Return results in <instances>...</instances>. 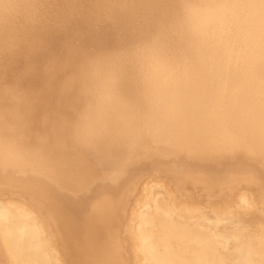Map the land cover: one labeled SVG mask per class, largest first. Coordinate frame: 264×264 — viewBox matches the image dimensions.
<instances>
[{
    "label": "bare ground",
    "instance_id": "1",
    "mask_svg": "<svg viewBox=\"0 0 264 264\" xmlns=\"http://www.w3.org/2000/svg\"><path fill=\"white\" fill-rule=\"evenodd\" d=\"M48 2L33 0L34 23L21 30L26 43L15 55L6 58L4 71L0 73L6 86L18 88L0 90V163L4 166H0V171L3 169L0 179L6 180L4 182L10 189H17L29 200L6 201L4 198L5 201L0 202V264H62L64 256L67 264H122L128 252L131 256L129 264H264V224H261V233L241 224L236 218L238 214L233 216L235 209L232 214L226 202V206H209L212 214L196 209L195 205L193 208L181 207L170 193L171 197H168L167 187H161L165 194L157 192L158 195L148 189L150 194L147 190V194L139 193L144 191L139 190L137 196L144 195L143 201L136 196L140 201L133 198L136 204L139 203L134 207L135 201L131 206L125 202L126 197L124 200L120 196L132 208L127 209V218L121 214L128 220L125 225L128 236L124 237L128 241L126 245L117 242L121 235L118 236L115 230L119 227L117 221L122 223L125 220L116 221L115 213L123 204L117 196L120 192L125 196L122 189L136 183V178L141 171L144 173L151 159L156 165L163 163V175H169L179 185L185 181L199 184L207 196L215 193V197L220 198L216 194L217 188L231 185L239 178L247 179L251 186L260 183L261 186H257L264 190V128L260 120L261 108L257 113L255 110L256 100L260 98L256 97L259 95L258 73L246 58L238 54L235 45L229 44L235 41L234 27L227 33L222 28L224 24L225 29L229 28L226 22L233 26L234 14L214 7L235 0ZM243 2L255 3L256 0ZM184 18L199 32L200 39L197 46H190L186 39L166 35L163 47L168 58L166 92L169 95L173 94L172 88L179 92L188 87L187 93L197 100L191 103L190 111L197 108L198 114L205 108V103L209 104L201 113V124L197 120L200 127L194 126L193 121L189 123L183 142L167 135L145 144L126 133L130 120L127 106L137 101L143 76L149 68L158 67L155 65L161 50L144 48L136 61L125 58L124 51L130 50L142 37L149 39L163 29L171 31L175 22ZM222 35L230 41L224 43ZM76 38L81 41L78 47L72 45ZM217 39H223V44H214ZM93 46L98 52L93 53L96 50ZM243 53L247 54L246 48ZM219 57L221 61L217 60ZM233 83L240 88H236V93L231 91L236 87ZM82 88L87 90L81 93ZM78 90L79 98L75 103V96H72ZM243 91L245 95L249 92L248 96ZM178 95L173 99H178ZM183 95L177 102L183 103ZM70 97L76 107L67 104ZM110 97H116V102ZM54 99L63 101L56 100L62 101L59 105ZM254 100L255 112L249 111L247 106H251ZM180 102L179 105L184 107ZM47 115L52 117L44 124L39 121L41 126L26 122L36 119V123L41 116ZM67 125L76 130L71 141L65 135ZM19 129L28 136L37 129L46 131L43 132L45 135L36 132L39 137L34 133L36 138L27 135L20 138L18 133L17 138L15 133ZM29 131L32 132L28 134ZM137 144L140 149H135ZM124 152L127 155L119 157ZM147 156L152 158L149 160ZM31 160L37 169L40 167L34 163L41 161L59 182L45 181L43 176H36L37 170L35 173L31 171L35 175L20 172L19 166L23 169ZM11 165L19 173L13 172ZM77 169L79 172L86 170L87 173H82L89 177L87 187L93 189L79 196L60 192L59 184L75 188L84 183L80 181L82 177L74 178L82 175L73 176ZM92 178L97 179L96 183ZM69 192L68 189L66 193ZM71 193L75 194L74 191ZM227 195L221 194V198ZM262 199L260 201L264 203ZM242 200L237 204L239 208ZM248 200H243L244 208L250 205ZM46 217L55 219L52 220L55 222L53 227L47 223L51 218ZM247 218L250 220V215ZM51 233H56L60 239L59 243L56 240L57 247L61 246L64 256H59V248L52 240L55 234Z\"/></svg>",
    "mask_w": 264,
    "mask_h": 264
},
{
    "label": "clouds",
    "instance_id": "2",
    "mask_svg": "<svg viewBox=\"0 0 264 264\" xmlns=\"http://www.w3.org/2000/svg\"><path fill=\"white\" fill-rule=\"evenodd\" d=\"M230 10L233 15V27L236 51L246 58L258 73L257 84L261 98V126L264 128V0L246 3L235 0L233 3L215 5ZM35 8L33 0H0V73H3L5 60L15 55L20 46L26 43L21 30L34 23ZM166 35L186 39L190 46L199 43V32L193 29L187 18L178 19L171 31L161 30L149 39L137 42L130 50L124 51L125 58L136 61L144 48L161 50L159 61L151 66L142 79V89L137 101L129 104L130 120L126 127L127 135L135 137L145 144L152 143L158 136L171 135L179 142L186 138L188 125L198 119L197 115L186 107L174 103L166 92L168 58L163 52ZM247 49V54L243 49ZM15 90L6 86L0 76V90ZM116 102V97H110ZM73 126L65 127L66 138L74 139ZM264 147V145H262Z\"/></svg>",
    "mask_w": 264,
    "mask_h": 264
},
{
    "label": "rangeland",
    "instance_id": "3",
    "mask_svg": "<svg viewBox=\"0 0 264 264\" xmlns=\"http://www.w3.org/2000/svg\"><path fill=\"white\" fill-rule=\"evenodd\" d=\"M48 1H49V0H47V1H46V0H42V2H45V3L48 2ZM38 2H39V0H38ZM48 3H49V2H48ZM226 23L229 24V28H227L228 26L226 27V29H228V30L225 29V24H224V23H222V24H224V26L222 25V28L224 27L223 30H224V32L227 33V32H230V31L233 29V26H232L229 22H226ZM228 24H226V25H228ZM230 25H231L232 27H230ZM230 28H231V29H230ZM229 30H230V31H229ZM232 31H233V30H232ZM222 36H223V38H224L225 41H224L223 39H221V40L217 39V40H216L217 42H215L214 44L219 45V44H221V43L223 44V42L225 43V42H229V41H230V40L227 41V38H226L224 35H222ZM142 38H143L142 40H146L144 37H142ZM221 38H222V37H221ZM76 39H77V38H76ZM76 39L73 40L74 42L72 41V42H73L72 45L78 47L79 45H81V44H80L81 41H80V39H77V41H75ZM142 40H140V41H142ZM218 40H219L220 42H219ZM222 40H223V42H221ZM137 42H138V41H137ZM218 42H219V43H218ZM231 43L234 44L233 42H229L230 45H232ZM232 46H233V45H232ZM232 46H230V47H232ZM233 47H234V46H233ZM233 47H232V48H233ZM92 48H93V50L96 49V47H94V46H93ZM92 48H90V49H92ZM97 50H98V48H97L95 51H93V53L98 52ZM90 51H91V50H90ZM217 60H220V61H221L222 59H220V57H219V59H217ZM230 85H231V84H230ZM233 85L236 86L237 84L235 85V84L233 83ZM215 86H216V85H215ZM231 86H232V85H231ZM231 86L229 87V89L231 88ZM234 86H232V87H234ZM186 87H187V86H185V88H186ZM183 88H184V87H183ZM183 88L180 89L179 92L177 91L178 93L176 92V90H178V89L175 90V88H172L173 91L170 89V91H172L173 94L176 93L175 95L181 94V92H183V93L181 94V96H182L183 94L186 93V94L189 96L188 98H190V99H188L187 97H184V96L186 95V94H185V95H183L184 98L182 97L181 101L183 100V103H184V100L187 98V99H186L187 101L184 103V107H185V105H186V107L188 106L189 110H191L190 108H192V106H193V104H192V106H191V103H194V101H197V100H195V99L193 100V98L188 94V93H189V92L187 91V88H188V87L186 88V90L184 89L186 92H185V91H181V90H183ZM236 88H239V87L236 86V87H234V88H231V89H232L231 91H233V92L237 91ZM243 89H245V88H243ZM80 90H81V89H80ZM80 90H78V92L73 91V92H75L76 94L73 93L74 95H73V96L71 95L72 98H73L74 96L76 97V98H75V97L73 98V99H76V100H77V101L75 100V103L78 102V98H79V97H78V96H79L78 93H80ZM82 90H83V91H82ZM82 90H81V91H82L81 93H83V92L86 91L87 89L85 90V88H82ZM239 90H240V88H239ZM239 90H238V91H239ZM241 90H242V88H241ZM174 91H175V93H174ZM244 91H245V90H244ZM244 91H243V94L245 95V92H244ZM187 92H188V93H187ZM239 92H242V91H239ZM170 93H171V92H170ZM235 93H236V92H235ZM173 94H169V96H171V95H173ZM237 94H238V92H237ZM239 94H240V93H239ZM243 94H242V95H243ZM248 94H249V92H248L246 95L248 96ZM76 95H77V96H76ZM175 95H173V97L171 98V100L174 98ZM246 95H245V96H246ZM259 95H260V93H259ZM259 95H256V97H257V96L260 97ZM178 96H180V95H178ZM178 96H176V97H178ZM181 96H180V97H181ZM180 97H178V99L175 98V99H173L172 101L175 102L174 100H176V102H177V101L180 99ZM70 98H71V97H70ZM70 98H69V99H70ZM72 98L70 99L71 104H70V101H69V103H67V104L70 105V106H72V107H74V106L76 107L75 103H73V99H72ZM191 99H192V101H190ZM54 100H55V99H54ZM56 100H57V99H56ZM56 100H55V102H57L59 99H58L57 101H56ZM60 100H62V99H60ZM60 100H59V101H60ZM257 100H258V101H261V98H257ZM257 100H256V102L258 103V104L256 103L257 107L255 106V103H254L255 100L253 101L254 106H253V103L251 104V106H249L250 104L247 106V108H248L249 111L251 110V111H254V112H255V110H256V113H257V110H258V112H259V109L261 108V105L259 106V104H261V102H258ZM62 101H63V100H62ZM62 101H61V102H62ZM188 101L190 102V105L188 104ZM55 102H53V103H55ZM61 102H60V103H61ZM179 102H180V101H179ZM179 102H177V103L179 104ZM57 103H59V102H57ZM60 103H59V105H60ZM72 103H73V104H72ZM180 103H182V102H180ZM183 103H182V104H183ZM186 103H187L188 105H187ZM55 104H56V103H55ZM55 104H52V106H53V107H56L57 104H56V105H55ZM195 104H196V103H195ZM197 104H198V102H197ZM201 104H202V106H204V105L208 106L209 103H208V104L205 103V104L203 105V102H202ZM180 105H181V104H180ZM181 106H182V105H181ZM189 106H191V107H189ZM198 106H201L200 103H199ZM202 106H201V108H202ZM206 106H205V108H206ZM72 107H71V108H72ZM194 107L196 108L195 105H194ZM255 107H256L257 109H255ZM201 108H200V109H201ZM205 108H202V111H201V110L199 109V107H198V109L201 111V112H199L200 116H199V114L196 112L197 108H196L195 111L193 110L194 108L192 109V110L194 111L193 113L196 112L197 116L200 117V118L198 117V119H196V121L194 120V121H193L194 123L191 121V122L194 124V126H198V127H200L198 124H199V123L201 124L202 117H203V116H202V114H203L202 112H203V109H205ZM74 109H75V108H74ZM254 109H255V110H254ZM201 113H202V114H201ZM259 113L261 114V109H260V112H259ZM201 116H202V117H201ZM42 117H43V118H42ZM49 117H52V115L41 116L40 119L37 118V120L39 119L38 122H39V121H41V122L43 121V124H44V123H47V122L50 120ZM250 117H251V116H250ZM41 118H42V119H41ZM43 119H44V120H43ZM34 120H36V119H33V120H31V121H26V122H30V123L32 122L33 124H36V125H38V126L41 124V122H39V123L36 122V123H35ZM197 120H198V122H199V121H200V122L198 123ZM45 121H47V122H45ZM23 122H25V120H24ZM26 122H25V123H26ZM197 123H198V124H197ZM195 124H196V125H195ZM191 125H192V124H191ZM40 126H41V125H40ZM192 126H193V125H192ZM19 130H20V129H19ZM19 130H18V131H19ZM20 131H21L22 133H24L22 129H21ZM20 131L15 133V135H16L17 138H19L21 135H22L23 137L27 135V133L22 134ZM40 131H42V129H41ZM45 131H46V130L44 129L43 132H45ZM25 132H27V131H25ZM31 132H32V131H29L28 134L31 133ZM36 132L38 133V132H39V129H37ZM36 132H33V133H32L33 135L30 134L29 136H28V135H27V136H28V137H31V138H32V137H33V138H36V136L38 135V137H39L40 135L37 134ZM43 132H39V133L45 135ZM18 133H20L19 137H18V135H17ZM34 133H36L37 135H35ZM31 135H32V136H31ZM41 136H42V135H41ZM23 137H20V138H23ZM246 137H248V139H250V138H249L250 135H247ZM41 138H42V137H41ZM12 139H13V138H12ZM43 139H44V138H43ZM13 140H14V139H13ZM116 141H117L118 143H121V141H119L118 139H116ZM134 147H135V149H136V147H138V149H140V145H138V144L135 145ZM122 154H123V155H122ZM143 154H144V152H143ZM145 154L150 155L149 151H148V152L145 151ZM145 154H144V156H146ZM126 155H127V153L124 152V153L119 154V157H120V156L124 157V156H126ZM147 157H148L149 160L152 158V157H150V156H147ZM149 157H150V158H149ZM149 160H148V161H149ZM151 160H152V159H151ZM151 160H150V163L148 162V164H147L148 167L146 166L147 168L144 169V173H143V171H141V173L139 174V177L136 178V180L138 179L137 181L135 180L136 183H134L133 185H132V183H131V185L128 184L130 188H128V186L126 185V186L122 189V191L124 190L123 193L125 194V196H124L123 194H121L122 192H120V194L117 196L119 199H120V196H121V199H122V198L124 199V198L126 197V198H127V201H125V202H129V203H127V204H130V205L132 206V203L135 201V200H132L133 198L136 199L137 202H139V201L141 200V198H142V200H141L140 202L143 201V197H144V195L141 196V197L137 196V194H139L140 192H143V193L145 194V193L149 190L150 193H151V191H152L153 194H156L157 192H158V193H159V192H162V193L165 194L164 191L166 190V191H167L166 193H167L168 195H169V193H170V195H172V197H171L170 195H169L168 197H171V198H173L174 200H176L177 203H178L181 207H185V208H186V205H187L188 208H193V206L195 205V206L197 207L196 209H199V208H200V210H204L203 212L206 213V214H208V213H211V214H212V213H213V212L210 211V208H211V207H209V206H211V205H212V206H213V205H217L216 207H221V206H223V205L226 206V203H227V206H226V207H229L228 209H231L232 214H233V212L235 211L234 214H233V216L236 217L237 214H238V216H237L236 218L241 222V224H243V225H245V226H248V228H250V229L253 228L252 230L255 229L254 231H256V232H257V231L260 232V230H261V232H262V229H260V228H263L262 226H264V225L261 226V224H264V203H263L262 201H260V200L262 199L261 197H264V190H263L262 187H261V189L259 188V187L261 186L260 183H259V184H258V183H254V184H256V186H253V185L251 186V184H249V182H248L247 179L239 178L238 180H235V182H233V184H231V185H227V186H223V187H225V188H223V187L221 188V186H219V188H217V186H216V188H217V190H216V194L218 193V195H219L220 198L222 197L221 194H222V195L224 194L225 196L228 194L227 197L224 196V197L221 198V200H220V198H218V197L216 198V197H215V196H217V195H214L215 193H214V194H210L211 196H210V195L207 196L206 192H204V191H205L204 188H203L201 185L199 186V184H192L191 182H189V184H188V182H186V181L184 182V184H181V185L177 184L176 181L173 180V178L171 179V177H170L169 175H167V176H166V175H163V174L165 173L163 163H160V165H158V164L156 165V164L152 163ZM38 161H39V160H38ZM38 161H37V163H34V165H35V164H36V165H39V167H40L42 170H43V169H47L46 167H44V165L42 164L41 161H40L39 163H38ZM33 162H34V161H33ZM33 162H32V160H31V163L29 162L30 164H25V165H24L25 168H23V169H20V166H19V170H20V172H21V171H27V172H29V174H32L33 172H31V171H34V173H35L36 170H37V171H40L41 169H40L38 166H37V167H38L39 169H37L36 166H33ZM40 164H42L43 166L40 165ZM15 165H16V164H15ZM162 165H163V166H162ZM0 166L2 167L3 164L0 163ZM11 166H12V165H11ZM13 166H14V165H13ZM13 166H12V168H13ZM28 166H29V168H26V167H28ZM3 167H4V166H3ZM3 167H2V168H3ZM9 167H10V165H9ZM14 167H15V166H14ZM17 167H18V166H17ZM32 167H34V168H36V169H32ZM15 169H17V168H15ZM15 169L13 168V170H14L13 172H15V173H19L18 170H15ZM27 169H29V170H27ZM2 170H3V169H1V171H2ZM9 170H10V169H9ZM81 170H82V169H81ZM1 171H0V172H1ZM37 171H36V173H35L36 176H40V177L43 176L42 178H44V180H45V178H46L45 181H48V180H49V182H52L53 184H54V183L56 184V183L59 182V180H57V178L54 176V174L48 172V169H47V171H46V172L49 173L48 175H45V174H46L45 170H44V172L42 171L44 174H43L42 172H40L41 174H40V173H37ZM75 171H77V172H76V173L73 172V176L76 175L77 173H82L83 171H84V173L86 172L85 169L82 170V171H80V172H79V169H77V170H75ZM145 171H146V172H145ZM160 172H161V173H160ZM34 173H33V175H35ZM86 173H87V172H86ZM50 175H51V177H49ZM79 175H80V176H79ZM79 175L74 176V178L77 179V178H79V177H82L83 179L80 178V181H81V183L84 182L85 185H84V183H82V184H79V185H78L80 188H79V187H75V188H74V187H70V186H66V185L59 184V186H58V190H59L60 192L65 191V192H63V193H65L66 195H69V196H72V195H73V196H79V194L84 195V194L87 193V191H91V190L93 189L92 186L87 187V186L90 185V184H89V183H90V182H89V177H87V175H85V174H83V173H82L83 176H82L81 174H79ZM85 176L88 178V180L85 178ZM137 176H138V175H137ZM137 176H136V177H137ZM159 177H160V178H159ZM165 177H166V178H165ZM169 177H170V178H169ZM72 178H73V177H72ZM84 178L87 180V185H86V180H85ZM55 179H56V180H55ZM90 179H91V177H90ZM170 179H171V180H170ZM50 180H52V181H50ZM78 180H79V179H78ZM92 180H93L94 182H95V180L97 181V179H95V178H92ZM2 181L4 182V181H6V180L0 179V189H1L0 191H1V193H2V194H0V195H2V196H0V202L3 201L4 198H5L6 201H7V200H9V201H15V200L18 201V200H19L20 202H22V201H23V202H28V201H29L28 198L25 197V196H22V195L20 194V192H19L17 189H15V190H14V189H10V187L8 186V184H6L7 181L4 182V183H3ZM93 181H91V182H93ZM94 182H93V183H94ZM142 182H143V184H142ZM162 182H163V183H162ZM93 183H91V185H92ZM95 183H96V182H95ZM95 183H94V184H95ZM138 183H139V184H138ZM140 183H141V185H140ZM151 183H152V184H151ZM158 183H159V185H157ZM160 183L163 184L164 187L161 186ZM174 183H175V184H174ZM186 183L188 184V187H187ZM245 183H246V184H245ZM88 184H89V185H88ZM94 184H93V186H94ZM144 184H145V185H144ZM240 184H241V185H240ZM244 184H245V185H244ZM5 185H7V186H5ZM60 185H61V186H60ZM81 185H83V187H81ZM151 185H152V186H151ZM246 185H247V186L249 185V186L247 187ZM257 185H258V186L260 185V186L258 187ZM139 186H140V187H139ZM150 186H151V187H150ZM171 186H172V187H171ZM178 186L181 187L182 189H183V188H184V189L182 190L181 188H178ZM184 186H185V187H184ZM250 186H251V187H250ZM5 187H6V188H5ZM62 187H63V188H62ZM126 187L128 188V190L126 189ZM135 187H136L137 189H136ZM145 187H146V189H144ZM157 187H158V188H157ZM161 187H162V188L167 187V189L165 188V190H163ZM191 187H192V188H191ZM198 187H199V188H198ZM236 187H238V188H236ZM241 187H242V188H241ZM249 187H250V188H249ZM253 187H254V188H253ZM7 188H8V189H7ZM66 188L69 189V191H70L69 193H71L72 191H74L75 194H73V193H71V194L66 193V192H68V189H66ZM71 188H72L73 190H72ZM88 188H89V189H88ZM131 188H132L133 190H132ZM134 188H135V189H134ZM140 188H141V189H140ZM176 188H177L178 190H177ZM189 188H190V189H189ZM255 188H256V189H255ZM257 188H258V189H257ZM2 189H3V190H2ZM60 189H61V190H60ZM125 189H126L127 192L125 191ZM130 189H131V190H130ZM147 189H148V190H147ZM157 189H158V190H157ZM191 189H192V191H191ZM219 189H220L221 191H219ZM238 189H239V190H238ZM241 189H242V190H241ZM259 189H260V190H259ZM8 190L11 191L12 193H11V192L9 193ZM75 190H76L77 192H76ZM135 190H137V191L135 192ZM139 190H144V191H139ZM146 190H147V191H146ZM153 190H154V191H153ZM175 190H176V191H175ZM186 190H187L188 192H187ZM199 190H200V191H199ZM233 190H234V191H233ZM240 190H241V191H240ZM262 190H263V191H262ZM5 191H6V192H5ZM138 191H139V193H138ZM145 191H146V192H145ZM149 191H148L147 193H149ZM171 191H172V192H171ZM174 191H175V192H174ZM179 191H182V194H180L181 192H179ZM201 191H202V192H201ZM227 191H228V193H227ZM133 192H134V193H133ZM245 192H246V194H244ZM247 192H248V193H247ZM252 192H253V193H256V194H253ZM147 193H146V194H147ZM150 193H149V194H150ZM158 193H157V195H158ZM162 193H160L159 196L162 195ZM175 193H176V194H175ZM184 193H185V194H184ZM220 193H221V194H220ZM242 193H243V195H242ZM141 194H142V193H141ZM164 194H163V195H164ZM191 194H192V195H191ZM240 194H241L242 196H241ZM127 195L129 196V199H128V196H127ZM176 195L178 196L177 198H175ZM189 195H190V196H189ZM196 195H197L198 197H197ZM230 195H231V197H230ZM244 195L247 196V197H245ZM6 196H8V197H6ZM122 196H123V197H122ZM136 196H137L138 198H140V200L137 199ZM164 196H165V195H164ZM173 196H174V197H173ZM181 196H182V197L184 196L185 199H184V197L182 198ZM187 196H188V198H187ZM192 196H193V197H192ZM239 196H240V197H239ZM250 196H251V197H250ZM260 196H261V197H260ZM9 197H10V198H9ZM15 197H16V198H15ZM24 197H25V198H24ZM130 197H131V199H130ZM194 197H195L196 199H195ZM202 197H203L204 199H203ZM229 197H230V198H229ZM242 197H243V198H242ZM256 197H257V198H256ZM1 198H2V199H1ZM6 198H7V199H6ZM8 198H9V199H8ZM14 198H15V199H14ZM192 198H193L194 200H193ZM224 198H225V199H224ZM260 198H261V199H260ZM23 199H24L25 201H24ZM121 199H120V200H121ZM179 199H180V200H179ZM199 199L202 200V201H200ZM223 199H224V200H223ZM232 199H233L234 201H233ZM237 199H239V200H240V199H241V200H242V199H243V200H244V199H247V200L249 199L248 201H249L250 205H252V207H250L249 203L247 202L249 206H245V208H244V206H243L244 201L242 200V203H241L242 205H241V206L239 205L242 209L244 208V209L242 210V209L239 208L238 205H237L238 202H241V200L238 201ZM250 199H251V200H250ZM256 199L260 202L261 205L258 204L259 202L256 201ZM5 200H4V201H5ZM26 200H28V201H26ZM124 200H125V199H124ZM124 200H121V201L123 202L122 206H124V208H123L122 206H121V208L123 209L124 212L122 211L121 208L118 209L117 212H120V211H121L122 213L120 212V213H119L120 215H119L117 212L115 213V214H117V216L115 215L116 221H117L118 219H119V220H120V219L124 220V219H125L124 216H126V218H127V215L129 214V212H128L127 209H129L130 207H129V205H127V204L124 202ZM138 200H139V201H138ZM181 200L183 201L182 203H181ZM198 200H199V201H198ZM262 200L264 201V199H262ZM179 201H180V203H179ZM193 201H194V203H196V202H197L198 204L200 203V206H199L198 204H194ZM203 201H204V202H203ZM229 201H231V202H229ZM245 201H246V200H245ZM137 202L135 201V202H134L135 204L133 203V206H132V207H134V205H135V206H136V205L139 206V205H138L139 203L136 204ZM208 202H209V203H208ZM224 202H226V203H224ZM251 202H252V203L254 202V203L251 204ZM185 203H186V204H185ZM201 203H202V204H201ZM235 203H236V205H235ZM140 204H142V203H140ZM181 204H183V205H181ZM188 204H189V205H188ZM228 204H230V205H228ZM239 204H240V203H239ZM233 206H234V207H233ZM260 206H261V207H260ZM201 207H202L203 209H202ZM236 207H237V208H236ZM255 207H256V208H255ZM208 208H209V210L206 211ZM246 208H248V209H246ZM120 209H121V210H120ZM130 209H132V208H130ZM130 209H129V211H130ZM194 209H195V208H194ZM234 209H235V210H234ZM211 210H212V209H211ZM232 210H234V211H232ZM236 210H238V211H240V212H238V211H236ZM209 211H210V212H209ZM241 211H242L243 214L241 213ZM243 211H244V212H243ZM245 211H246V212H245ZM247 211H248V213H247ZM126 212H127V213H126ZM231 212H230V213H231ZM236 212H237V213H236ZM253 212H254V213H253ZM239 213H241V215H240ZM255 213H256V215H254ZM257 213H258V215H257ZM260 213H261V214H260ZM121 214L124 215V216L121 217ZM235 214H236V215H235ZM118 215H119V216H118ZM249 215H250V218L253 217V216H254V217L251 218V219L249 220V219L247 218V217H249ZM262 215H263V217H262ZM239 217H240V218H239ZM243 217H244V218H243ZM255 217H257V218H255ZM47 218L49 219V218H51V217H46V219H47ZM242 218H243V219H242ZM246 218H247L248 220H247ZM254 218H255V220H254ZM53 219H54V218H51V220L49 219L48 221L46 220L47 223L50 222V223H48V224L51 225L52 227L54 226L53 224H55V222H52ZM54 220H55V219H54ZM54 220H53V221H54ZM57 220H58V219H57ZM125 220H126V221H125ZM125 220L122 221L123 224L120 223L121 220H120V221H117V224L119 223V225H118L119 227L115 226V227H117V229H118V230H117V229L115 228V230L117 231L118 236L121 235V236H119V237H120V240H119V238H118L119 241H117V242L122 243L123 245H126L127 242H128V241L126 242V241H125L126 239H124V237L126 238V235H127V234H126L127 232L125 233V225H126V222L128 221L127 219H125ZM252 220H253V221H252ZM242 222H243V223H242ZM258 222H259V223H258ZM261 222H262V223H261ZM52 223H53V224H52ZM248 223H249V224H248ZM250 223H251V225H250ZM120 224H121V226H120ZM251 227H252V228H251ZM120 228H121V229H120ZM120 230H122V231L120 232ZM258 232H257V233H258ZM261 232H260V233H261ZM51 234H55V236L52 235V236H54V239L52 238V236H51V238H52V240H54V243L56 244V247H57V246H58V245H57V242L59 243V240H60V239H58V236H57L56 233H51ZM56 236H57V238H55ZM127 236H128V235H127ZM127 238H128V237H127ZM56 240H57V242H56ZM123 240H124L125 242H124ZM122 241H123V242H122ZM59 246H60V244H59ZM128 246H129V245H128ZM125 247H127V246H125ZM57 248H59V247H57ZM127 248H129V247H127ZM126 250H127V249H126ZM127 251H128V250H127ZM57 252H58V249H57ZM59 252H60L59 256H61V254L64 256V254H63L64 252H63L61 246H60V248H59ZM59 252H58V253H59ZM129 253H130V252L125 253V261H126V264H129V263H127V262H129V261L131 260V259H130L131 256H130ZM127 254H128V255H127ZM126 256H129V257H127V259H126ZM61 257H62V256H61ZM60 259H61V258H60ZM64 259H65V260H64ZM128 259H129V260H128ZM61 261H63L62 264H64V263L67 264V262H66V257H65V256L62 257ZM64 261H65V262H64ZM125 261H124L123 263H125ZM123 263H122V264H123Z\"/></svg>",
    "mask_w": 264,
    "mask_h": 264
}]
</instances>
